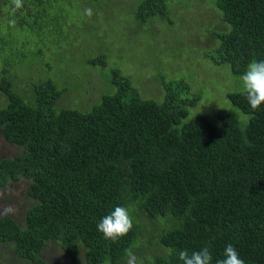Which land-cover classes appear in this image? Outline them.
Returning a JSON list of instances; mask_svg holds the SVG:
<instances>
[{"label":"trees","instance_id":"trees-1","mask_svg":"<svg viewBox=\"0 0 264 264\" xmlns=\"http://www.w3.org/2000/svg\"><path fill=\"white\" fill-rule=\"evenodd\" d=\"M72 1L23 0L13 15L10 0H0V137L21 148L0 157V189L24 179L31 199L23 223L0 215V243L27 264H47L41 252L50 241L72 264H125L128 248L139 264H181L180 250L205 246L216 264L229 243L245 264H264V104L253 110L242 89L230 90L229 107L187 118L198 97L182 98L172 87L186 88L182 81L167 82L158 99L142 96L120 68L107 78L104 54L72 55L64 73L44 76L53 68L47 32L59 33V13ZM136 1L137 27L179 21L181 14L168 15L170 0ZM88 2L78 6L96 15L98 0ZM206 4L221 23L210 33L214 62L240 77L253 59L264 60V0ZM190 21L180 19L184 28ZM97 66L106 70L100 89L115 90L86 108L79 98L59 105L82 88L81 68ZM117 205L129 208L133 228L113 242L96 225Z\"/></svg>","mask_w":264,"mask_h":264},{"label":"rangeland","instance_id":"rangeland-1","mask_svg":"<svg viewBox=\"0 0 264 264\" xmlns=\"http://www.w3.org/2000/svg\"><path fill=\"white\" fill-rule=\"evenodd\" d=\"M85 1L84 4L89 5L88 0ZM103 1L108 10L103 4L100 5L102 1L98 0V4H94L96 15L93 14L90 18L78 6L80 0H73L68 8L61 3L64 8L59 13V21L62 24L58 27L59 33L47 32L46 45L53 54L52 58H49L50 61L53 60V68L45 71L44 76L62 70L64 73L70 68L73 60L75 61L76 58L80 60L79 56L85 57L87 54L92 56L104 54L108 62L107 66L111 64L107 73L103 68L99 70L98 66L95 67L99 68L98 71L94 68H89L87 71L81 68L85 72L84 76H80L83 80L82 88L78 92L64 94L59 105H66L70 100L76 103V99L73 98H79L77 104L86 108L92 101L99 98L100 91H102L100 95L113 92L115 88L104 90L100 88L108 87L104 75L106 73L109 79L110 68L117 67L132 80L141 95L146 97L158 99L164 94L167 82L182 81L186 88L172 85L181 97L188 99L198 97V101L188 107L187 118L198 113L213 114L216 106H230L225 98L226 94L230 90L242 89L241 76L235 77L227 65L216 63L211 58L215 57L212 48L217 41L210 33L216 32L213 29L216 26H221L219 20H214L216 18L214 10L206 4H210L211 0H202L203 2L201 0H170L172 4L169 1V17L174 19L181 14L176 25L169 26L167 21H154L141 27H137L132 20L130 4L133 5V2L131 0ZM197 9L200 10L196 11ZM201 9L205 13L209 10L213 18L208 17L204 20L205 16L202 17L204 11ZM65 10L69 13L65 14ZM83 14L89 21L84 20ZM186 16L188 21L191 16L195 19L184 28L180 19L182 17L186 19ZM68 17L70 21H73L70 28ZM196 22L200 25L197 26ZM48 26L55 27V24L50 23ZM179 37L183 41L177 44ZM183 44L188 46H182ZM72 49L74 52H80L73 53ZM74 71L78 72L77 68H74ZM69 87V83H66L65 88L69 89ZM20 150L19 146L0 137V157L13 156ZM26 185L22 179L0 189V215L8 214L23 223L25 209L31 204V199L26 194ZM9 206L13 211H6ZM10 253H12L10 245L0 243V264H27L14 259ZM41 257L47 264H72L70 258L55 241L46 244Z\"/></svg>","mask_w":264,"mask_h":264},{"label":"clouds","instance_id":"clouds-1","mask_svg":"<svg viewBox=\"0 0 264 264\" xmlns=\"http://www.w3.org/2000/svg\"><path fill=\"white\" fill-rule=\"evenodd\" d=\"M10 5L13 15L24 6L23 0H10ZM84 14L89 18L92 17L93 8L85 7ZM8 23L14 26L16 20L10 19ZM240 80L242 94L245 95L250 107L253 110L258 109L264 104V60L253 59L249 62ZM6 211L11 212L13 209L9 206ZM96 227L105 239L116 242L133 228V216L127 206L117 205L98 221ZM125 256V264H139V258L131 248L125 250ZM178 259L181 264H212L213 257L209 248L205 246L192 252L182 249L178 252ZM216 264H245V261L240 257L235 246L229 243L223 250L222 258L218 259Z\"/></svg>","mask_w":264,"mask_h":264}]
</instances>
